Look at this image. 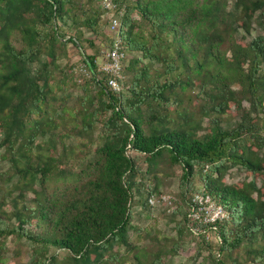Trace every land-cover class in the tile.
<instances>
[{
	"label": "trees",
	"instance_id": "16d2710c",
	"mask_svg": "<svg viewBox=\"0 0 264 264\" xmlns=\"http://www.w3.org/2000/svg\"><path fill=\"white\" fill-rule=\"evenodd\" d=\"M96 1L0 0V264L8 237L33 245L28 264H121L112 248L133 250L131 203L152 209L147 200L161 195L156 173L165 163L181 170V204L168 213L221 257L209 251V259L264 264V183L256 184L264 172V37H236L250 33L255 16L264 31V0H115L122 48L139 53L122 67L119 92L81 43L83 29L96 31ZM68 45L88 78L60 66ZM68 89L80 94L59 96ZM231 108L239 121L223 127ZM71 147L75 162L57 154ZM234 166L251 179L225 184ZM195 194L208 195L226 218L190 221Z\"/></svg>",
	"mask_w": 264,
	"mask_h": 264
},
{
	"label": "rangeland",
	"instance_id": "374dc122",
	"mask_svg": "<svg viewBox=\"0 0 264 264\" xmlns=\"http://www.w3.org/2000/svg\"><path fill=\"white\" fill-rule=\"evenodd\" d=\"M82 2L86 5L85 0H82ZM96 5L98 15L96 21V31L92 33L89 30L83 29V41L81 43L85 54H95V64L98 68L103 60L104 53L109 47L111 36L107 30L108 18L104 13L102 14L100 12L99 0L93 4V6ZM258 22L259 18L255 16L251 23L250 33L246 35L239 30L236 36L237 40L241 43H247L255 36L264 37V31ZM61 33L67 38L72 35L73 31L69 28L61 27ZM87 40L92 43L93 47L89 48L86 42ZM66 50L67 55L66 57L60 59V66H65L67 69H70L77 80L88 78L87 74L79 70L82 65L81 56L70 45L67 46ZM125 54L126 57L122 66L124 68L128 66L130 60L139 56V53H132L128 51H125ZM138 66L139 65H137V67ZM137 67L135 68L137 69ZM153 69L160 70V67L154 65ZM124 72L125 71H122L121 73L123 87L126 85ZM79 83L80 81H78L77 84ZM65 94L75 97L79 95L80 92L78 89H68L67 92L60 94L59 96H63ZM196 106L197 103L192 101L190 104L191 109L196 108ZM243 106L247 107V103H243ZM262 118L264 120V116H262ZM221 119L223 127L227 128L234 126V124L239 121L238 115L234 113L232 108L225 115H222ZM207 126L208 122L207 120H204L202 123V130L198 135L204 134ZM98 133L99 127H97L93 137L95 138ZM99 144V141L95 140L93 142V147ZM75 152L76 148L71 147V149H66L65 153H62L59 149L57 154L61 157L66 156L70 162H75ZM139 165L142 170L145 168V165H143L141 161L139 162ZM5 168L6 165L0 164V171ZM180 175L181 170L179 166H168L166 163L160 165L156 173L157 191L160 194L167 195L171 198L172 209L177 203L181 204L179 201ZM197 179V177L193 179L195 188L198 187ZM250 179L251 177L247 176L246 173L238 166L232 167L224 175V183L227 185L248 182ZM151 183H153V181H151L150 184ZM263 183L264 172L259 174L256 179L258 187H262ZM262 188L264 191V187ZM28 197L31 198L32 195L29 193ZM130 212V223L134 229L128 231V237L131 244H133V250L125 252L123 248H112V252H118L121 255V258H119V262H121V264H135L133 260L134 255L144 262H151L154 258H158L161 264H214V262L209 259V251L212 252L215 258L221 259V257L217 256L215 252L216 249L214 250L208 248V246H203L200 238L187 231V228L184 226L183 220L180 216H171L163 207H154L150 211L146 212L140 208L137 203V199H135L131 203ZM27 229L32 232H37V230L32 227H28ZM214 240V235L212 233H208L207 241L211 243V247L213 248L215 247ZM3 246V264H28L33 258L32 250L34 247L29 241L23 239L17 241L12 239V237H8ZM241 252L242 251L239 250L235 254L240 255ZM51 254L55 255L58 260L65 257L64 252L56 251L54 249L48 250V255ZM110 264L117 263L112 262Z\"/></svg>",
	"mask_w": 264,
	"mask_h": 264
},
{
	"label": "built area",
	"instance_id": "2783aa9c",
	"mask_svg": "<svg viewBox=\"0 0 264 264\" xmlns=\"http://www.w3.org/2000/svg\"><path fill=\"white\" fill-rule=\"evenodd\" d=\"M100 8L108 18L107 30L111 40L98 69L109 77L107 86L110 90L119 92L122 66L126 57L119 35L123 9L118 7L115 0H100ZM79 70L87 74L83 64ZM170 199L169 196L161 194L149 197L147 203L152 208L163 207L167 209V212H171ZM226 216V211L220 205L214 203L208 195L195 194L190 200L187 218L196 224L212 226L214 223L225 219Z\"/></svg>",
	"mask_w": 264,
	"mask_h": 264
}]
</instances>
